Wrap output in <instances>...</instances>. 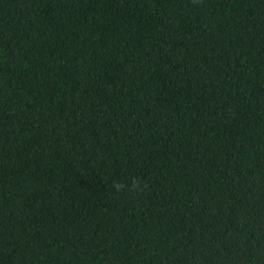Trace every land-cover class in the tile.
<instances>
[{
	"label": "trees",
	"instance_id": "obj_1",
	"mask_svg": "<svg viewBox=\"0 0 264 264\" xmlns=\"http://www.w3.org/2000/svg\"><path fill=\"white\" fill-rule=\"evenodd\" d=\"M0 264H264V0H0Z\"/></svg>",
	"mask_w": 264,
	"mask_h": 264
}]
</instances>
